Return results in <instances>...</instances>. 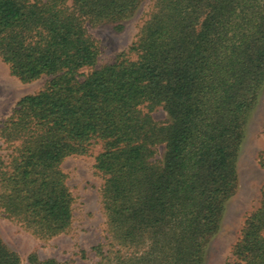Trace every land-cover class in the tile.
<instances>
[{
	"label": "trees",
	"instance_id": "1",
	"mask_svg": "<svg viewBox=\"0 0 264 264\" xmlns=\"http://www.w3.org/2000/svg\"><path fill=\"white\" fill-rule=\"evenodd\" d=\"M71 1L0 0L1 61L21 82L48 78L0 127V210L40 239L65 233L61 165L99 147L107 238L96 264H204L264 90V0H152L128 52L86 75L99 52L85 23L122 22L144 0ZM231 255L264 264V185ZM0 264H21L1 239Z\"/></svg>",
	"mask_w": 264,
	"mask_h": 264
},
{
	"label": "rangeland",
	"instance_id": "2",
	"mask_svg": "<svg viewBox=\"0 0 264 264\" xmlns=\"http://www.w3.org/2000/svg\"><path fill=\"white\" fill-rule=\"evenodd\" d=\"M152 0H144L134 14L118 23H85L90 38L98 48V58L93 68L83 70L89 74L104 65L112 64L121 53H127L138 38L139 30L147 18ZM72 4L68 0V5ZM47 77L32 82H21L11 75L0 59V127L10 117L17 102L24 96L40 91ZM158 125L168 122L161 107L151 113ZM159 146L155 160L164 154ZM99 147L88 155L66 158L61 169L72 195V222L68 230L51 239H40L25 230L19 223L8 219L0 210V239L21 261L31 264L30 255L38 260L54 259L61 264H96L95 248L106 243V216L101 203L103 180L96 171L95 157ZM8 150L0 140V160L6 159ZM264 156V90L254 108L245 130L237 162L238 188L227 203L218 234L205 252L204 264H227L232 261L231 249L237 242L245 218L259 205L260 190L264 185V170L258 164Z\"/></svg>",
	"mask_w": 264,
	"mask_h": 264
}]
</instances>
